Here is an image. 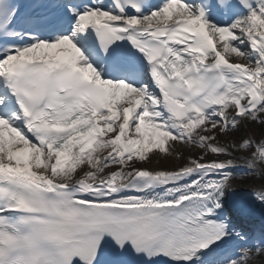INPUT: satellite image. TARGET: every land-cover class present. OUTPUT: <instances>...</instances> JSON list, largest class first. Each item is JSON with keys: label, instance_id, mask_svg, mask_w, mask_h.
<instances>
[{"label": "snow or ice", "instance_id": "snow-or-ice-1", "mask_svg": "<svg viewBox=\"0 0 264 264\" xmlns=\"http://www.w3.org/2000/svg\"><path fill=\"white\" fill-rule=\"evenodd\" d=\"M248 179L264 0H0V264H264Z\"/></svg>", "mask_w": 264, "mask_h": 264}, {"label": "bare ground", "instance_id": "bare-ground-1", "mask_svg": "<svg viewBox=\"0 0 264 264\" xmlns=\"http://www.w3.org/2000/svg\"><path fill=\"white\" fill-rule=\"evenodd\" d=\"M250 131L255 132V131H257V130L253 128V129H250ZM236 133H237V132H236ZM237 134H239L240 137L244 135V133H243L242 131H241V132H238ZM185 154L187 155L188 153H185ZM196 154H198V153H193V155H196ZM222 158H223V157H222ZM144 166H146V167H150L149 165H144ZM161 166H165V167H173V166H175V162H174V161H165V162H162ZM234 184L236 185V187H237L238 189H239V188L251 189V188H254V187H255V188H258V187H260L262 184H264V179H255V180H253V179H248V180H245V181H243V182H240V181H234ZM254 214L257 215V216H260V217H263V218H264V216H261L259 210H257ZM263 221H264V219L261 218V222H263Z\"/></svg>", "mask_w": 264, "mask_h": 264}, {"label": "rangeland", "instance_id": "rangeland-1", "mask_svg": "<svg viewBox=\"0 0 264 264\" xmlns=\"http://www.w3.org/2000/svg\"><path fill=\"white\" fill-rule=\"evenodd\" d=\"M228 137L233 138V140H238L239 136H236L235 133H230L229 136H224V135L217 133L216 141L223 143V142H225V139ZM216 141H214V142H216ZM226 141H228V139ZM258 260L261 262H264V256L258 257Z\"/></svg>", "mask_w": 264, "mask_h": 264}]
</instances>
